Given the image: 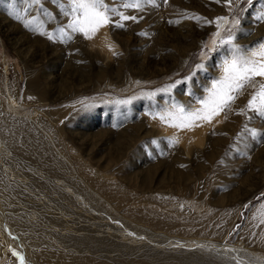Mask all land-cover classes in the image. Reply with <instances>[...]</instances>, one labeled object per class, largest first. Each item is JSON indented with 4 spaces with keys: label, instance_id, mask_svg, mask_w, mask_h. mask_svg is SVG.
<instances>
[{
    "label": "rangeland",
    "instance_id": "374dc122",
    "mask_svg": "<svg viewBox=\"0 0 264 264\" xmlns=\"http://www.w3.org/2000/svg\"><path fill=\"white\" fill-rule=\"evenodd\" d=\"M105 2L124 15L137 17L136 22L131 19L123 21L124 27L109 23L101 28L107 31L108 38L116 47L110 57L115 56L116 62L107 68L108 73L103 68L112 59H105L103 63L101 52L90 46L82 34L74 33L67 27L72 18L69 14L70 0H0V122L6 117L5 106H8L2 95L4 81L10 87H18L19 93H23L29 83L33 87H41L46 93V96H39L44 99L42 105L35 101H30V104L20 103V96L12 99L15 105L23 108L18 109L17 116L21 117L23 114L42 135L48 131L55 138L57 131V137H69L71 144L68 146L77 153L81 161L91 163L93 169L104 170L100 164L103 163L117 181L132 174V182H136L138 177L135 173H139L144 186L161 180V184L165 185L163 192L154 190L155 192L146 194V190H143V193L139 192L140 197L146 195L156 201L167 197L170 201L174 198L180 200L179 205L188 203L189 206L196 207L197 214L202 217L213 209V218L221 217L229 209L235 213L234 222L225 237H202V240H210L209 243L199 239L190 243V239L185 238L184 243L178 244L177 242L183 241L180 235H163L160 231H147L150 236L146 233L136 236L134 230L130 231L126 227L117 232L121 236L117 239L123 243L114 255L124 258L133 256L138 264H172L161 261L164 256L170 255L180 256L182 259L184 257L179 264H189L185 263L187 256L203 258L202 264H264V248L260 247L263 245L241 246L236 238L248 211L264 200V116L256 115L246 107L255 89L246 88L229 109L220 113L223 118L227 116L228 126L224 128L222 125L220 132L213 134L211 142L207 144V151L203 146L197 155L187 156L186 163L182 156V145L178 140V143H173L176 137L170 133V129L163 133L165 137L163 134L151 137L148 133V128L168 131L165 128L168 124L163 122L164 125L159 127L162 121L158 122L157 119L154 122L156 128L146 120V114L154 117L173 111L175 104L185 105L189 102L190 106H195L192 110L197 109L200 100L207 96L206 89L211 87L212 80L221 75L222 61L230 48L227 46L210 52L209 49L215 47L214 41L218 43L220 39H227L232 35L235 44L249 49L247 55L251 49L264 42V20L258 19L264 13V0H253L251 5L245 0H232L227 11L224 9L226 0H221L220 3L216 0H140L139 8L122 7L125 0ZM8 4L13 7H6ZM33 8L36 13L31 14L30 10ZM17 16L20 18L17 19ZM216 17L228 18V23L220 22L222 26L218 37L214 35L218 31ZM112 20L119 21V16L112 14ZM236 20L239 21L238 24L234 23ZM123 40L128 46H124ZM197 65L202 67L197 69ZM38 69L40 71L37 73ZM43 71L53 72L54 82L50 87L49 84L45 85L46 88L44 86L50 79H44ZM186 77L190 79L186 80ZM127 81L137 84H127ZM167 85L175 86L169 92L159 91ZM48 90L53 96L47 95ZM153 92L156 93L155 96L146 95ZM122 100H130V103H118ZM54 109H61L62 112L58 119L59 127L47 117L48 112ZM218 123L212 122L210 129L217 128ZM157 138L163 140L158 142ZM44 139L46 143L50 140L48 137ZM53 156L62 160L57 153H52L50 158ZM180 169H183L184 174L178 179L174 171ZM50 186L42 185L44 195L39 199L43 205L36 210L40 213L32 215L29 211L23 213L18 210L17 216L16 211L11 212L20 219L21 225L33 223L35 230L46 232L45 236L58 230L48 222L52 210L59 219H62L63 213H69L63 208L65 201L62 198V203L58 207L55 205L58 197L50 190L51 196L49 195L47 189ZM129 191L136 193L133 188ZM19 193L12 200L17 201L20 198L18 196H21L20 191ZM74 196L73 194L70 201L76 207L69 203V207L73 209L69 214L70 218L65 216L60 223L82 227L85 224L83 219L89 212L82 216L81 210L83 207L84 210H95L97 204L85 198L83 201L81 195L75 200L77 203H74ZM51 198H54L53 203ZM204 199L208 201L207 204L212 202V209H202L199 202ZM2 210L0 204V211ZM65 219H68L67 223ZM0 222L3 227L5 223L1 216ZM262 224L264 226V222ZM5 228V238L4 234L0 235V247L4 243L8 245L7 263L20 264V257L13 254L15 251L23 256L24 264H31L30 256L17 243L13 231L18 230L9 222ZM38 231L36 232L39 233ZM68 231L79 237L83 233L76 229ZM127 231L132 233L128 234ZM260 231L264 235L263 227ZM113 254L110 253L109 256ZM238 258L242 260H237Z\"/></svg>",
    "mask_w": 264,
    "mask_h": 264
},
{
    "label": "bare ground",
    "instance_id": "6f19581e",
    "mask_svg": "<svg viewBox=\"0 0 264 264\" xmlns=\"http://www.w3.org/2000/svg\"><path fill=\"white\" fill-rule=\"evenodd\" d=\"M11 1L13 2V0ZM230 5L227 4L224 7L225 11H227L226 9H228ZM6 7L10 8L13 6H11V4H8ZM34 8L30 10L31 14L36 13V10ZM87 41L90 46L97 48L101 52V59H104L103 63H105V59L111 57L115 44H112V42L108 38V33L106 30L104 31L100 28V30L94 36H92V38H87ZM122 43L124 44V46H128L125 40H123ZM123 44H121L122 48H124ZM253 50L259 51V45L255 49H251V51ZM249 55H251V52L249 53ZM111 59L112 62L107 61V63L104 65V68L102 67L103 71L105 69L107 73V68H110L112 64L116 62L115 56H112L110 60ZM38 71H40V69H38L36 72L38 73ZM43 74L45 75L44 79H50L49 82L45 80L47 83H45L44 86H47V84H49L50 87V84L54 82L53 72L43 71ZM29 78L30 75L28 79ZM256 82L257 84L264 83V79L257 77ZM3 83L4 86L2 87V95L4 96V99L8 106H5L6 117H4L3 121L0 122V204L3 209L2 211H0V216L2 219H4L5 225L9 222L16 228V230H18V232L13 231L16 234L14 235L17 238V243L22 246L23 249L26 250L27 254L32 260L30 261L31 264H138L136 263L137 259L134 260L133 256L124 258L118 256V254H113L119 247L122 246L123 243L118 240L121 236H119L117 232L120 230L123 231L124 229H126V227H128L127 229H129L130 231L134 230L133 233L136 236L140 235V233L148 234L147 231H160L159 233H162L163 235L167 233L180 235L182 237V240L188 238L190 239V243L192 241L196 242L202 240V237H217L220 239L225 237L227 231L230 229L234 222L235 213L233 210L229 209V211H226L221 217L213 218L211 217L212 214H214L213 209L211 212L206 213L207 216L202 217L197 214L198 209H196V207L189 206L190 204L188 203L179 205L178 203H180V200H175L174 198H171L170 201L167 199L168 197L164 198V200L163 198H161L159 200L157 199L158 201H156L153 200L150 196L145 195V197H140L139 192L143 193V190H146V194L155 192L154 190L163 192L165 185L161 184V180H158L156 182H153V184L150 183L148 186H144V181L141 180L142 177H139V173H135V175L138 177V181L136 180V182H132V174H127V176H123V180L117 181V178L115 179L112 175L113 173L109 169H106V165H103V163H100L99 161L98 162L102 166L101 169H105L102 171H98V169H93L91 163L89 164L85 161H81L80 157L77 156V153H75L74 150H71V148L69 147L71 144V139L69 137L66 136L63 138H59L57 137V131L55 133V138H53V134L48 131L45 135H42L40 131L32 125L33 123H31L28 118L26 119L23 114L21 115V117L17 116L19 114L18 109L23 108L21 107V105H15L12 102V99L18 98L15 96H20V98H18L20 103L30 104V101H35L39 102L38 105H42L44 103V99L39 98V96H46V93L41 90V87H33L29 83L27 84V88L24 90V92L19 93L17 89L18 87H10L9 84L5 81ZM126 83L137 84V82L134 83L130 81H127ZM104 85L107 86V84ZM47 95L53 96V94L51 95L49 90L47 91ZM7 101L9 102L7 103ZM183 106L186 110H192L195 107L194 105V107L190 106L189 102H187ZM200 107L201 104L198 105L197 109ZM227 109L229 108H226L225 110ZM61 113V109H54L48 112L47 117H49L52 121H55V125L59 127L58 119ZM146 115L143 116L147 118L146 120L151 125H154V122L159 119L158 115L154 117H148L149 115ZM214 121H218L219 126H217V128H214L213 130L210 129L209 125L212 122L214 123ZM158 122H161L160 119ZM197 123H199L201 126L194 127L192 130L177 129L175 127H170L169 125H165V128H167L168 131H165V128H163L165 129L164 131L162 129H158L159 131H157L154 128H148L149 130H147L150 136L152 137L163 134L164 132H169L170 129V133L173 134L176 137V140H178L182 145V156L185 158L186 163L188 162L187 156L192 157L196 153H199L200 148H202L203 146L206 147L207 151V144L211 142V137L213 136V134L220 132L219 130L220 128H222V125L225 128L229 124V122L227 121V116L223 118L220 114L218 116H215L210 123L200 121H198ZM164 124L162 122L159 127ZM155 127L157 128V126ZM46 137L50 138V143H46L44 139ZM161 139L162 138H157L156 141L161 142ZM49 145H51V152ZM71 152L72 154L74 153V155H72ZM52 153H57L58 155H60L62 157V160H58L54 156L53 157L55 158V160L53 157L50 158ZM181 153H179L180 156ZM74 162H76L77 164ZM26 167L28 168L25 169ZM174 173L178 176V179L184 174L183 169L176 170V172L174 171ZM79 174H81V177L79 176ZM155 183L156 186H154ZM47 184L51 185L49 188L47 187V192L49 193V195L51 196V193L49 192L50 190L51 192L53 191L52 194L58 197V201H55V205L58 207L60 203H62L60 201V199L62 198L65 201V203L63 202V208H65L69 213L62 214L61 212L60 215L62 214V219H59L60 217H57V213L52 210V214L49 217L48 222L49 224H52V227H56L58 230L56 232V230L54 229L55 231H52L48 234V236H45L47 235L46 232H39L38 230H35L33 223L32 225H21L20 219H17L18 217H14L11 212L16 211V215L18 210H21L23 213L29 211L32 213V215H37V213H40V211L36 210H38L43 205V202H41L39 199L40 196L43 194V192L41 191L43 188L42 185ZM263 184L264 182H262V185ZM128 188H133L134 190H136V193L129 191ZM22 190H25V192ZM19 191L21 192V196H18L20 198H15L17 199V201L12 200L13 196H15L16 193L20 195ZM73 194L75 195L73 197L74 203L76 202L75 200L77 198L79 199V195H81L80 198L82 200L84 198L88 201L93 200V202L95 201L94 203L97 204V210H84V207L82 206V213H80L82 216H86L87 212H89L87 217L83 219L85 224L82 227H78L76 224L75 226H73V224L67 225L60 223L65 216H67L68 218L71 215L70 213L72 208L71 206L69 207V203H71L70 199H72ZM53 199L54 198H51L52 203L54 202ZM88 201L87 203H89ZM13 202H15L14 205ZM206 202L208 201L205 199L202 202H199L202 209H204L203 207L212 209L210 206L212 205V202L209 201V204H207ZM71 205L76 207V205L72 203ZM77 208H79V206ZM92 211H94V213H92ZM22 212L19 213L23 215ZM34 218L37 217L34 216ZM64 221L67 223L68 219H65ZM78 221L80 220L78 219ZM263 222L264 200H262L256 206L251 207V209L248 211L244 219V223L241 226L239 233L236 237L239 239V241L237 242L241 246L246 245L248 247L254 246L255 244H257V246H260L261 244L263 246L260 247L264 248V235L260 231L262 227L264 228V226H262ZM5 225L2 227L0 224V235H3L5 233L4 231L7 229L5 228ZM20 225L22 229L20 228ZM66 226L68 227L66 228ZM68 229H76L77 232L82 231V236L80 235L79 237L71 235L73 233H70ZM36 231H38L39 233H37ZM73 231L75 232V230ZM131 233L128 232V234ZM79 234H81V232ZM148 235L150 236V234ZM147 237L144 239H147ZM202 241L209 243L210 240L203 239ZM184 242L185 240L177 243L181 244ZM7 244H9V242H7ZM7 246L8 245H5L4 243V245L0 247V264H9L6 261ZM110 253H112L113 256H109ZM243 254L246 255V253ZM181 259L182 257L180 256L170 255L164 256L161 261L170 262L172 264H179V262H181L184 257L182 260ZM185 259L187 260V262L185 263L189 264L204 263L203 258H194L187 256L185 257ZM239 259L240 258H238L237 260ZM240 263L242 262L240 261Z\"/></svg>",
    "mask_w": 264,
    "mask_h": 264
},
{
    "label": "snow or ice",
    "instance_id": "6c2138e0",
    "mask_svg": "<svg viewBox=\"0 0 264 264\" xmlns=\"http://www.w3.org/2000/svg\"><path fill=\"white\" fill-rule=\"evenodd\" d=\"M216 2L220 3L221 0H216ZM245 2L251 5L253 0H245ZM226 3L230 5L232 0H226ZM70 4L69 14L72 18L67 27L72 32L80 33L88 39L92 38L100 28L109 23H116L117 26L124 27L123 21L129 19L134 22L137 21V17H130L118 12L115 7H111L105 0H70ZM122 7L139 8L141 3L140 0H125ZM112 14H117L119 21L114 22ZM16 18L19 19L20 17L17 16ZM258 19L264 20V13ZM221 21L226 24L228 23V18H215L218 31L214 35L217 37L220 35ZM234 23L238 24L239 21L236 20ZM229 32H231V29H229ZM213 43L215 47L209 49L210 52L219 51L221 48L230 46L221 64L222 74L218 78L213 79L211 87L206 89L208 95L200 100V108L186 110L183 105H174L173 111L157 114L159 119L170 127L192 130L194 127L201 126L197 123L198 121L210 123L220 112L229 108L248 87L255 89V91L247 101V109L256 115L264 116V83L257 84L256 82L257 77L264 79V43L259 44V51H251V55L246 54L248 50L243 46L234 43V36L232 35H229L227 39H220L218 43L216 41ZM229 56L230 58H228ZM196 67L199 69L202 65H197ZM185 79H190V77ZM174 86L167 85L159 89V91L169 92ZM146 95L152 97L156 93L153 92ZM118 103L127 104L130 103V100H122L118 101ZM241 113H243V110H241ZM173 143H178V141L173 140ZM13 254L20 257V264H24V258L20 253L14 251Z\"/></svg>",
    "mask_w": 264,
    "mask_h": 264
}]
</instances>
